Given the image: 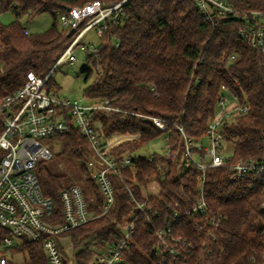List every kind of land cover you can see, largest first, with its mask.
<instances>
[{
    "label": "trees",
    "instance_id": "obj_1",
    "mask_svg": "<svg viewBox=\"0 0 264 264\" xmlns=\"http://www.w3.org/2000/svg\"><path fill=\"white\" fill-rule=\"evenodd\" d=\"M93 1L110 7L123 0H0L1 12H11L15 18L8 25L0 24V98L22 88L30 72L47 76L78 34L69 35L60 14ZM233 4L234 15H222L211 6L207 17L198 0H127L120 18L107 21L96 51L86 52L84 98L89 102L108 100L120 110L96 115L109 150L117 155L141 154L164 135L147 118L156 117L168 124L169 147L179 154L175 160L165 161L157 152H150L154 154L151 162L133 158L136 175L128 171L125 184L112 178L115 205L109 216H100L102 196L85 164L93 157L92 148L76 129L52 142L60 151L54 159L40 162L36 171L44 197L52 201L49 221L64 222L61 193L76 184L95 216L59 236L65 264H87L94 246L121 239L118 226L135 215L127 186L137 200L156 210V228L170 221L173 235L191 246L187 253L183 247L180 257L160 255L155 229L136 217L134 242L122 264H256L252 259L262 256L264 175L231 183L227 169H206L205 200L222 219L218 226H200V214L193 207L201 171L194 165L183 166L184 143L178 129L195 143L202 141L226 89L249 106L237 123L224 127L226 136L233 139V159L264 158V52L240 33L242 28L260 23L253 19V12H264V0H233ZM42 14L52 16L51 27L25 34L21 20L31 21ZM57 68L51 74L49 91L61 97L54 81ZM2 131L0 116V135ZM160 161L167 166L164 178L157 169ZM175 204L190 211L182 221H171ZM66 240L77 250L73 256L66 251ZM11 254H21L22 261L9 264H47L37 243L25 242Z\"/></svg>",
    "mask_w": 264,
    "mask_h": 264
},
{
    "label": "built area",
    "instance_id": "obj_2",
    "mask_svg": "<svg viewBox=\"0 0 264 264\" xmlns=\"http://www.w3.org/2000/svg\"><path fill=\"white\" fill-rule=\"evenodd\" d=\"M127 2L123 0L113 6H104L100 1H93L82 7L69 9L60 14L62 25L68 30L74 29L78 34L59 58L53 69L46 77L41 78L30 72L27 81L17 92L0 98V116L3 120V131L0 135V264H9L11 247L14 239L25 236L27 242L42 246L47 264H65L59 248V236L65 231L85 225L95 216L91 213L80 185H72L61 193L64 222L51 223L52 201L44 197L36 171L43 161H50L55 157L51 143L60 136L76 129L88 142L93 151V157L86 161L89 177L94 181L102 196L100 216H108L115 205V192L112 178H119L123 184L126 173L133 169V158L154 160V154H135L134 156L113 154L105 139L100 133L96 115L99 112L111 113L120 111L112 106L110 101L81 103L72 102L56 96L49 91L52 72L66 61L77 60L74 50L80 45L82 38L91 29H96L99 37L107 30V21L120 18L121 8ZM201 12L207 17L211 14V6L222 15H234L237 10L233 0H198ZM253 19L260 23L240 30L241 35L264 52V12H253ZM248 20V19H246ZM29 34L28 28L24 29ZM85 52H95L96 46L82 45ZM234 59V57H232ZM249 112L246 101L225 89L220 97L217 111L209 122L202 141L195 143L191 137L178 127L183 139L184 167L196 166L201 174L198 177L197 199L193 212L200 214L197 224L207 227L218 226L221 216L213 213L205 200V171L206 169H227L229 182L236 183L252 175H264V158L260 160H234L230 142L224 131ZM142 117V115H139ZM164 133V146L157 152L162 160H175L179 152H172L169 147V128L165 120L156 117H147ZM161 160V161H162ZM160 161L157 169L163 178L167 166ZM135 205V215H131L118 229L121 239L116 243H106L92 248L94 261L91 264H122L126 253L134 242L136 233V217L145 220L155 229V235L160 245L159 254L180 257L191 244L187 240L176 238L173 235L172 223L163 222L156 228L154 220L157 213L148 202L135 198L130 187H126ZM264 207V201L261 204ZM171 221L178 222L184 219L190 211H183L177 204L172 207ZM95 252V253H94ZM89 258L87 264H89ZM10 257V258H9ZM256 264H264L263 253L259 260L252 259Z\"/></svg>",
    "mask_w": 264,
    "mask_h": 264
},
{
    "label": "rangeland",
    "instance_id": "obj_3",
    "mask_svg": "<svg viewBox=\"0 0 264 264\" xmlns=\"http://www.w3.org/2000/svg\"><path fill=\"white\" fill-rule=\"evenodd\" d=\"M15 20L13 14L11 12H1L0 9V24L8 25ZM22 25H25L26 28L29 29L32 33H42L48 30L52 23L53 19L52 16L49 14H42L31 21H27L26 18L21 20ZM99 36L96 33V29H91L86 33V35L82 38L80 45L77 46L74 50V54L77 58L75 62L66 61L60 64L54 73V81L60 87L58 93L61 97L67 98L74 101H79L81 103H89L86 98H84V89H85V74L82 73L84 68V63L86 60V52L81 49L82 45L86 46H97L99 43ZM55 146L52 149L54 150V154L60 151L58 144H54ZM50 146V147H51ZM164 146V137L156 139L153 142H150L143 150L140 152L141 154H149L150 152H159L162 147ZM54 159V158H53ZM57 167L61 170H67V167L63 164H56ZM80 185V184H79ZM154 191H157V186L154 185ZM110 215V214H109ZM108 215V216H109ZM27 242V238L22 236L21 238L14 239L11 250L18 248L22 244ZM64 246L66 248L67 253L71 256L74 255V250L70 241H64ZM93 251L96 252L95 249ZM94 252V253H95ZM94 255L90 259L89 264L94 261ZM10 258V257H9ZM12 262H21L22 256L21 254L12 255L11 260Z\"/></svg>",
    "mask_w": 264,
    "mask_h": 264
},
{
    "label": "water",
    "instance_id": "obj_4",
    "mask_svg": "<svg viewBox=\"0 0 264 264\" xmlns=\"http://www.w3.org/2000/svg\"><path fill=\"white\" fill-rule=\"evenodd\" d=\"M74 33H75V30L71 29L69 35L72 36Z\"/></svg>",
    "mask_w": 264,
    "mask_h": 264
}]
</instances>
